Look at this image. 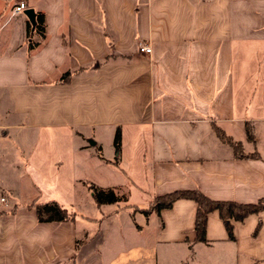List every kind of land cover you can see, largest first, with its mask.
I'll return each mask as SVG.
<instances>
[{"label":"crops","instance_id":"obj_1","mask_svg":"<svg viewBox=\"0 0 264 264\" xmlns=\"http://www.w3.org/2000/svg\"><path fill=\"white\" fill-rule=\"evenodd\" d=\"M18 1L0 0V264H109L119 248L113 264H264V210L231 220L232 238L214 210L206 242H196L190 199L123 228L109 215L129 207L134 218L142 204L108 203L117 208L97 222L59 196L79 185L92 197L90 186L138 190L146 206L196 188L218 201L263 198L264 0H23L42 16V34L23 12L11 15ZM212 123L246 156H235ZM63 134L90 136L37 146L41 135L57 144ZM102 134L111 158L101 155ZM10 137L22 166L7 163ZM57 148L82 164L81 175L58 176ZM134 153L137 181L122 166ZM95 171L119 172L125 183L99 184ZM49 201L75 211L74 220L39 221L35 204Z\"/></svg>","mask_w":264,"mask_h":264},{"label":"trees","instance_id":"obj_2","mask_svg":"<svg viewBox=\"0 0 264 264\" xmlns=\"http://www.w3.org/2000/svg\"><path fill=\"white\" fill-rule=\"evenodd\" d=\"M35 28L40 31L42 34L44 32L43 29V20L41 15H37V19H35ZM69 74L65 75V78H68ZM211 127L213 128L215 134L222 141L228 142L233 150L234 154L237 157L246 156L243 154L242 145L240 142L234 141L230 136L226 135L225 132L218 127L216 124L212 123ZM246 127V137L247 140L254 143V137L252 133V128L249 124L245 125ZM120 140H121V132L117 128L113 145H115L116 150L120 148ZM91 190H93V196L96 204L101 203H111L119 201V197L115 194L114 191L108 190L104 191L95 186H90ZM190 199L196 203V211H195V221H194V231L195 237L194 241L198 242H206V221L207 215L212 211H217L218 215L221 217L225 230L228 232L230 238L233 236L232 230V222L231 220L241 222L244 218L249 216L250 214H257L260 211L264 210V197L258 199L256 203H237L235 201H218L214 199L208 198L202 191L198 188L196 189H182L175 190L171 192H167L164 195L154 196L148 203V207L144 210V213L149 212H159L161 209L172 206L173 202L178 199ZM36 212L39 221H64V220H74V216L76 215L75 211L69 210L66 207L60 206L57 202L49 201L44 203H37ZM259 224L256 225L254 229V234H256Z\"/></svg>","mask_w":264,"mask_h":264},{"label":"rangeland","instance_id":"obj_3","mask_svg":"<svg viewBox=\"0 0 264 264\" xmlns=\"http://www.w3.org/2000/svg\"><path fill=\"white\" fill-rule=\"evenodd\" d=\"M19 131V130H18ZM107 134V133H106ZM106 134H102L103 138L101 140L100 143H102V146H104L103 151L101 152V155L104 158H111L113 155V149L110 147V145H108V140L106 139V136L109 138L108 135ZM90 135L88 134H84V135H65L63 134L62 137H56L55 139L57 140L56 143L54 144L52 139L53 137H46L41 135V137L39 138V142L37 144V146L39 145H47L48 143L51 145H63V144H77V142H81L83 143H87V139ZM89 140V139H88ZM18 141L19 139H15L14 137H10L8 139V147L11 148L10 154L8 156V160L7 163L9 165H13V166H22V164L24 165V161L21 159L22 155L21 153H19V148H17L18 146ZM89 142V141H88ZM126 149L128 151L132 150L134 151L133 148V144H131L130 142H127L126 144ZM132 148V149H131ZM37 152V151H36ZM35 152V153H36ZM119 151L118 150H114V154H117ZM69 152L65 151L64 149H60L57 148V151L55 153V158L58 156L59 160L61 161V165L58 164V166L60 167L59 170V174L58 176H62L66 177L67 174H74L76 176L81 175L83 172V166L82 164H79L78 166L72 165V162L69 163V161H67L68 159L65 158L66 154H68ZM134 158L136 160H130L128 162L122 163V166L125 168V170L128 172V174H130V176L135 179L137 181V178H139L140 174L138 173V169L137 166L139 165V159L136 158L135 153H134ZM35 158H39L38 154L36 153L34 155V160ZM33 164V163H32ZM70 165V167H69ZM145 170L149 171L150 170V163H146L145 165ZM94 179L98 180L99 184H103V183H108V182H117V183H121L120 181H124L125 183V177L124 175L120 174L119 172L117 174L114 173H108V171H105V173L101 172V171H95V173L93 174ZM70 187L69 183H64L62 185V188L64 189V191ZM81 186L79 185H74V187L70 190V192H66L64 195H59L60 196V200L61 203L63 204H67L69 205V207H71L72 209L78 211V212H83V214L94 218L96 217L98 219L97 222H103V221H116L118 222V225H122V227L124 228L125 224L128 225L129 222L131 221H139V220H143L144 216H147L149 213H144V210L148 207L145 204V195L138 191V190H126L123 189V191H114L116 193V195L120 198L119 204L123 205L124 202L131 203V204H142V207H140L137 211H140L141 213H136L134 218L132 217L131 214H129V212L132 210V208L129 207H122L117 213H111V215H109V220L106 219H102V213L105 211H108L109 208L111 209H115L117 208L116 204H103L102 206L98 207L95 204V199L94 196H90V193H88L87 191H83ZM74 190V191H73ZM149 192L151 191V189L148 190ZM92 194V193H91ZM52 195L46 196V198H51ZM15 199V198H14ZM66 205V206H67ZM80 216V215H79ZM95 227L97 228V224L95 225ZM126 230V229H125ZM115 249H117L116 247V243H114L113 246ZM120 250L117 249L116 250V258L112 261H110L109 264H113V262L117 263L118 261H121V254L123 252L118 251ZM170 264H176V261L172 260V262H170Z\"/></svg>","mask_w":264,"mask_h":264},{"label":"built area","instance_id":"obj_4","mask_svg":"<svg viewBox=\"0 0 264 264\" xmlns=\"http://www.w3.org/2000/svg\"><path fill=\"white\" fill-rule=\"evenodd\" d=\"M25 9H26L25 2L23 0L18 1L17 3L14 4V6H13V8L11 10V15L22 13ZM150 50H151L150 46L147 47L145 45H142V46L139 47V51L140 52L148 53ZM0 201L1 202H5V198L4 197H0Z\"/></svg>","mask_w":264,"mask_h":264},{"label":"water","instance_id":"obj_5","mask_svg":"<svg viewBox=\"0 0 264 264\" xmlns=\"http://www.w3.org/2000/svg\"><path fill=\"white\" fill-rule=\"evenodd\" d=\"M24 15H26L28 17V19L30 20L31 24L34 25L35 24V14H34V10L32 8L29 9H25L23 11Z\"/></svg>","mask_w":264,"mask_h":264}]
</instances>
